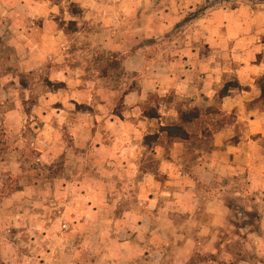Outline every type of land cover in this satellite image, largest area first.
<instances>
[{"label":"rangeland","instance_id":"rangeland-1","mask_svg":"<svg viewBox=\"0 0 264 264\" xmlns=\"http://www.w3.org/2000/svg\"><path fill=\"white\" fill-rule=\"evenodd\" d=\"M219 5L264 11V0ZM206 6L205 0L192 16ZM244 17L238 13L236 19ZM73 20L76 31L67 35L75 36L63 56L28 57L30 64L24 65V57L0 51V264L162 258L264 264V179L250 183L240 175L213 186L228 214L215 222L219 233L191 234L196 245L189 255L186 233L179 229L186 221V202L180 185L162 169L166 159L196 162L213 132L240 115L226 116L217 99L186 127L192 133L186 145L168 141L161 124H181L180 112L192 108L174 94L164 98L147 91L143 73L127 69V54L113 49L119 26L99 18L89 25L83 11L71 5L59 18L60 27ZM263 30H257L262 34L258 45H264ZM122 39L130 51L131 38ZM142 62L138 59L136 66ZM165 105L172 110L168 117H144L152 109L162 116ZM254 107L264 110V102ZM246 124L237 125L238 140L248 138ZM204 130L210 132L207 140L199 137ZM157 134V142L147 145L145 138ZM252 139L251 153L258 157L253 162L262 163L264 139Z\"/></svg>","mask_w":264,"mask_h":264},{"label":"crops","instance_id":"crops-1","mask_svg":"<svg viewBox=\"0 0 264 264\" xmlns=\"http://www.w3.org/2000/svg\"><path fill=\"white\" fill-rule=\"evenodd\" d=\"M204 4L205 0H0V51L8 50L11 57H24V65L30 64L28 57L63 56L66 46L71 47L75 35L65 33L59 18L68 14V7L74 5L83 11L89 25L96 24L99 18L100 23L119 26L113 49L127 54L128 70L143 73L147 91L157 92L164 98L174 94L192 109L213 107L218 99L220 111L226 116L240 115L239 120L213 132L210 146L204 143L197 151L196 162L166 159L163 163L162 169L169 175L170 182L180 185L177 190L186 202L187 209L182 214L186 221L179 229L186 233L182 237L186 247L192 249L189 255L196 245L191 234L219 233V224L215 222L221 223L228 214V207L213 186L219 185L222 179L230 183V179L235 180L240 175L250 183L255 179L263 184L264 179V162L254 163L253 159L258 157L250 148L252 143L256 144L252 137L264 139V110L254 107L262 103L258 80L264 76V45L256 41L262 35L257 31L259 27L264 29V11L252 14L247 6L230 11L218 5L192 16ZM238 13H244V19L237 20ZM125 36H129L134 45L130 51L120 43ZM147 39L155 40L141 45ZM138 59L143 61L142 67L136 66ZM233 81L239 88L231 89L227 97L220 99L222 89ZM163 109L160 117L171 115L170 106L165 105ZM240 121L247 122L249 136L246 140L237 139ZM209 133L201 131L200 139L207 140ZM149 241L156 240L150 237ZM164 252L157 251V254L166 255L167 249ZM110 261L112 264L220 262L189 258ZM51 262L78 264L77 260ZM100 264L110 263L100 260Z\"/></svg>","mask_w":264,"mask_h":264},{"label":"trees","instance_id":"trees-1","mask_svg":"<svg viewBox=\"0 0 264 264\" xmlns=\"http://www.w3.org/2000/svg\"><path fill=\"white\" fill-rule=\"evenodd\" d=\"M47 1V0H44ZM224 0H206L207 8L215 7L216 5L221 4ZM74 8H77L73 5ZM203 11V10H202ZM201 13V12H200ZM77 25L76 21H71L69 23L63 24L61 27L65 31L66 34L74 32L76 30H72L74 26ZM258 85L262 91L261 101L264 102V76L258 80ZM239 85L236 83L235 85L227 84L222 91L220 92L219 98L223 99L229 95V91L231 89H237ZM211 109V108H210ZM201 109L194 108L190 111H181L180 112V122L179 125H171V126H164L161 128V133H164L170 142H183L189 141L192 138V135L189 134L187 130V126L194 124L196 121H199L201 118ZM145 118L148 119H158L160 115L155 110L147 111L144 114ZM159 139V134L157 135H150L145 138L147 145H152L153 143L157 142ZM234 141V140H233Z\"/></svg>","mask_w":264,"mask_h":264}]
</instances>
